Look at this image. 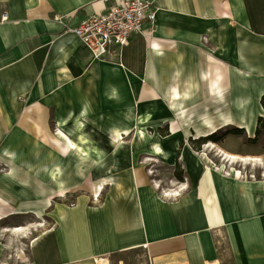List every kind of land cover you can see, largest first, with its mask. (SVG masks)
<instances>
[{"label":"crops","instance_id":"1","mask_svg":"<svg viewBox=\"0 0 264 264\" xmlns=\"http://www.w3.org/2000/svg\"><path fill=\"white\" fill-rule=\"evenodd\" d=\"M110 1L0 0V128L8 126L12 101L26 94L30 85L27 78L36 70L35 65L46 58L49 68H58L66 59L74 61L76 50L80 51L77 60L91 61L99 68L105 103L125 104L139 92L159 94L166 101L154 103V113H169L168 97L176 87L184 95L185 107L218 108L221 103L214 99L213 91L220 86L226 109L236 110V97L247 95L257 118L264 117V0H147L157 9L155 23L147 24L143 34L134 35L127 47L96 59L67 29L104 11ZM66 36L74 39L57 56L55 47ZM31 54H35L33 60L27 58ZM109 73L113 74L109 79L120 80L116 85L121 96L132 94L129 101L105 97L104 78L107 81ZM256 125L251 134L239 127L246 130V136L227 134L213 142L220 151L203 147L201 152H207L216 165L209 174L204 159L196 169L187 167L182 156L186 145L191 148L189 141L184 146L190 136L181 139L174 163L180 157L184 181L162 184L164 189L178 188V196L158 200L150 176L134 167L130 180L140 195L132 194L125 203L113 199L94 216L73 214L70 220L65 218L61 225L69 228L75 219L81 224L89 219L101 224L103 237L95 249L81 250L68 243L62 250L53 232L59 250H52L50 235L41 236L30 246L28 259L21 262L93 264V258L105 257L113 264L112 257L134 252L143 253L149 264H264V152L244 143V138H254ZM148 127L157 132L162 128ZM2 182L1 196L6 192ZM123 204L134 208L127 213ZM139 215L142 224L137 226L132 222ZM123 222L129 225L121 228ZM0 264L14 263L7 260Z\"/></svg>","mask_w":264,"mask_h":264},{"label":"rangeland","instance_id":"2","mask_svg":"<svg viewBox=\"0 0 264 264\" xmlns=\"http://www.w3.org/2000/svg\"><path fill=\"white\" fill-rule=\"evenodd\" d=\"M74 55L76 56L74 61L66 59V56L65 62L58 68H49L46 58L43 63L36 64V70L30 73L27 78L30 85L27 86L26 94L21 93L18 99L12 101L11 118L8 119V126L0 128V138H3L0 141V149L3 146H9L7 145L9 139L16 140V138H20L22 140L19 143L15 142L14 145H11L12 148L20 150L19 155L18 153L16 154L13 162L0 159L6 165L0 168V173L3 176L11 172L12 166L22 169V173L16 172L14 175L19 181V185L8 183L6 180L2 182V185L6 189V192L2 196L13 207L33 202L35 199L36 204L43 210L41 218H37L36 214H19L10 215L0 222V261L8 260L14 264H21L22 260L28 259V250L33 240L38 236L44 238L50 235L51 238L49 237V239L52 250H59L55 234L51 232L46 235L44 232L58 228L62 224L63 221H58L61 213H64L65 218H69V220L73 214L94 216V214H98L99 209L104 210L109 202L114 201L113 199L124 201L125 203L132 194L136 197L138 193L140 195L142 192L135 190L130 180V172H132L134 167L139 168L138 170L142 169L148 177L150 176V183L154 184V181H159L162 182L163 186L168 183L171 184L173 180L177 181L176 174L181 171L184 172V166L180 161V157L173 165H167L161 163L155 156L150 155L147 149H144L139 154L132 151L133 142L137 139V129L134 123L137 118L141 117V113H143V110L140 109V103L150 102L153 105L161 101V97L163 96L159 94H146L143 101L141 100L143 96L139 92L125 104L105 103L100 89L101 81L98 79L99 68L94 66L91 61L81 63L77 60L80 51H74ZM27 58L33 60L35 54L28 55ZM67 60L70 62H67ZM135 82L137 83L136 80ZM138 90L141 91L140 88ZM125 105L127 109L128 107L135 106V110H137L133 109L129 119H126L122 114L123 111L121 109ZM69 108L79 112L85 109L86 113L90 114L87 121H78L68 125L67 130L69 132L71 130L73 141L79 144L82 138L86 139L89 147H94L96 150L102 152L103 159L97 161L96 159L86 158L84 160L81 158L79 152L75 150H72L71 153L63 151V147L61 148L62 142L54 143L62 152V158L54 152L55 150L53 151L54 156L52 159L46 156H42L41 158L27 157L25 153L32 144L36 145V149L40 151L49 149L47 140L45 139L46 129L57 134L58 114L63 113ZM259 119L260 117L257 118L254 138L249 140L244 138L246 140L244 143L264 152V125L259 127ZM35 124L42 130L41 134L36 138L31 128ZM129 126L135 129L131 136H125V144L120 146L114 145L110 139L103 135V129L106 127H116L122 130L129 128ZM173 126L177 127L176 122L159 128L158 133L166 137L171 134ZM233 128L240 129L234 126L229 129H222L216 135L222 139L227 134H230L228 131ZM257 130H259V134H257ZM157 131L158 129L150 128V136L153 137ZM242 135L246 136V130L243 129L240 136ZM195 136L196 133L192 130L190 137L184 141V146L187 144L186 141H189L192 150L199 153L204 150L203 147H205L206 143H202L204 142L202 139H195ZM0 156L4 157L1 153ZM148 159H153L154 162L148 161ZM51 160L54 161L52 162ZM53 163L56 165L55 168H53ZM49 169L61 170L67 180L65 185L70 189L66 197L59 198L53 201V203L51 202V206L46 203L47 198H50L51 193L56 188L48 180L39 179L41 172L48 171ZM47 176L45 175L43 178ZM108 178H113V180L115 179L122 185L119 194L114 192V188L111 185L106 186V189L101 193L99 198L87 191L85 187L86 181L90 180L92 183L97 184L101 180ZM38 182L42 184H38ZM21 188L25 190L24 193L20 191ZM38 195L40 199H37ZM122 206L127 209V213L130 209L134 208L133 205L132 207L126 204ZM31 223H41L43 226L37 228V231L31 230V234L27 235V237H18L11 232H2V229L5 227H21ZM20 250H24V255L20 253ZM119 261H123V264H149L143 253L134 252L112 257L113 264H118Z\"/></svg>","mask_w":264,"mask_h":264},{"label":"bare ground","instance_id":"3","mask_svg":"<svg viewBox=\"0 0 264 264\" xmlns=\"http://www.w3.org/2000/svg\"><path fill=\"white\" fill-rule=\"evenodd\" d=\"M73 39L74 38L72 37L66 36L56 45L55 51L56 54H58L57 56H59V54L64 53L66 45L69 43L71 44ZM152 46L156 50L160 49V47L156 44H153ZM57 62L61 63V60L57 59ZM121 67L126 69L124 65H121ZM111 76H113V74H107V81L106 77L104 78L103 89L105 97L109 100H120L123 103L129 101L130 95L132 94L122 93L121 96L117 92L118 88L116 85L120 82V80L116 79L115 77L109 79V77ZM145 95L146 94H143V97H141V99H144ZM186 96H188V94H186ZM213 97L214 99L219 100V103H221L219 104L218 108H216L215 106L212 108L210 106H205L201 109L194 106L185 107L183 102L184 95L180 94L176 87H173L171 88V93L168 97V99L170 100V106L167 108L169 113L165 111L160 115L154 113L156 108L155 104L151 105L150 102H141L140 109L143 110V113H141V117L137 119L134 123L135 128L137 129V139L133 142L132 151L134 153L139 154L144 149H147L149 154L158 158L161 163L172 165L174 164V158L176 157L180 140L190 136L192 130H195L196 138L199 139L217 134L220 130L229 126L246 128L249 134L253 133L258 112L256 111V109L253 108L250 96L238 95L235 99L237 103L236 105L238 107L236 108V110H232L230 108L226 109L222 105V103L225 102V96L222 93V89L220 86L217 88V91H213ZM161 101L164 102L166 100L161 99ZM133 107H129V109H126L125 107L123 109V116L126 119H129V114L133 111V109L135 110L136 107ZM88 118L89 113H86L85 109L80 112L70 108L66 109L63 113L58 114L57 134H54L46 129L45 139L47 140V146H49V149L46 151H40L36 149V145L32 144L29 146V150L26 151L25 155L27 157L33 158H41L42 156H46L49 159H52L54 156V152H56L58 156L62 158V152L54 144L62 142L63 144H61V148L63 147V151L71 153L72 150H75L79 152L81 158L84 160L86 158L96 159L97 161L102 160L103 155L101 151L96 150V148L94 147H89V143L86 141V139L82 138L81 143L79 144L74 142L71 138V133L67 130V127L72 120L76 122L78 120L86 121L88 120ZM173 122H176L177 127H172L170 136L164 137L161 136L158 132H156L153 137L150 136L148 126H152L154 128L158 126L165 127L166 124ZM31 128L35 138L41 134L42 130L38 125H32ZM135 128L129 126V128L121 130L116 127H107L103 129V133L105 137L110 138L112 140L114 145L120 146L122 144H125L124 139L126 137L131 136ZM21 141L22 140H20V138H16V140L8 142L7 145L9 146H3L0 149V153L5 158L0 156V159L7 162H13V160H15L16 154L18 153L19 155L20 150L12 148L11 145H14L15 142L19 143ZM205 147L210 151H220L218 150L216 144L211 141L206 143ZM229 158L233 160L237 159V157L231 155L229 156ZM200 159H204L208 163V174L211 173L216 167L214 162L207 155V152L196 153L191 150L189 145H186L185 151L183 152L182 160L185 162L187 167H189V169H196L201 165ZM2 160H0V168L6 166L5 163L2 162ZM258 160L259 159H255V161ZM51 161L53 162L54 160ZM148 161L154 162L153 159H148ZM259 161L261 162V160ZM55 167L56 165H54L53 163V168ZM16 172L22 173V169L17 166H12L11 172L5 174V176L1 175L0 173V181L6 180L8 181V183L19 185V181L14 176ZM237 173L239 174V172ZM40 175V180L46 179L51 182L56 188L54 192L51 193L50 198H47L46 203L49 206L52 205L51 202L53 203V201L59 198L66 197L68 192H70V189H68V187H66L65 185V182L67 180L65 179V176L61 172V170L49 169L48 171L41 172ZM45 175L48 176L46 178H43ZM172 183L175 184V182ZM38 184L42 183L38 182ZM108 185H111V187L114 188V192H116L117 194L121 192L122 185L119 184V182L115 179L113 180V178L101 180L97 184L92 183V181L90 180L86 181L85 183L87 191L91 192L93 196L98 198ZM152 190L156 193V197L158 200H161L164 197L171 198L180 194L178 188L171 187L169 189H164L162 187V182L159 181H154ZM20 191L24 193L25 190L21 188ZM37 199H40L39 195ZM0 204V222H2L5 218L9 217L10 215L36 214L37 218H41L43 214V210L36 204L35 199L33 202L22 204L19 207H13L11 206V203L9 201H7L0 195ZM64 220L65 214L61 213L58 217V221L62 222ZM132 223L136 224L137 226H140L142 224V216L139 215L138 218H136ZM125 224L129 225L128 222H123L122 224H120L121 228H123ZM42 226L43 224L41 223H31L21 227H5L2 229V232H11L18 237H27V235L31 234V230L37 231V228ZM102 230L103 229L101 227V224H99L95 219H89L87 222H85V224H81L77 219H75L74 223H72V225L70 224V228L64 223L58 228H53L49 231H45L44 234L54 232L58 238L62 250H65L63 248H65V244L67 245L68 243H70L71 245L78 246L81 250H93L98 245L100 238L103 237ZM39 239L40 237L38 236L35 240H33L32 244H36ZM89 241H92V244ZM21 254L24 255L23 253ZM106 263L107 261L103 262V264Z\"/></svg>","mask_w":264,"mask_h":264},{"label":"built area","instance_id":"4","mask_svg":"<svg viewBox=\"0 0 264 264\" xmlns=\"http://www.w3.org/2000/svg\"><path fill=\"white\" fill-rule=\"evenodd\" d=\"M102 12L82 21L67 32L76 36L96 59H104L112 50H121L132 37L143 34L147 24L157 19V9L147 0H111ZM3 19H6L4 16ZM24 254V250H20ZM110 264L105 257L93 258V264Z\"/></svg>","mask_w":264,"mask_h":264},{"label":"trees","instance_id":"5","mask_svg":"<svg viewBox=\"0 0 264 264\" xmlns=\"http://www.w3.org/2000/svg\"><path fill=\"white\" fill-rule=\"evenodd\" d=\"M261 103H262V106L264 107V97L262 98V102ZM263 118L264 117H260V119H259V122H260V126L259 127H262V125H264ZM242 132H243V129H237V128H233L232 130L228 131V133L233 134V135H238V136L240 134H242ZM257 134H259V130H257ZM220 139H221L220 137H217V135L214 134V135H211V136H209L207 138H203L204 142H202V143H206L205 140L206 141L218 142V141H220ZM176 176H177L178 180L184 181V172L181 171L180 173L176 174Z\"/></svg>","mask_w":264,"mask_h":264}]
</instances>
